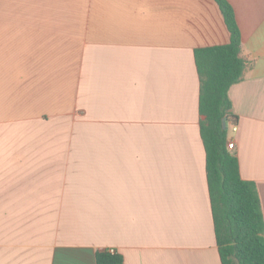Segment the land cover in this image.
Returning <instances> with one entry per match:
<instances>
[{
	"label": "crops",
	"instance_id": "obj_1",
	"mask_svg": "<svg viewBox=\"0 0 264 264\" xmlns=\"http://www.w3.org/2000/svg\"><path fill=\"white\" fill-rule=\"evenodd\" d=\"M227 1L228 134L264 215V0ZM229 41L216 0H0V264H222L195 49Z\"/></svg>",
	"mask_w": 264,
	"mask_h": 264
},
{
	"label": "trees",
	"instance_id": "obj_2",
	"mask_svg": "<svg viewBox=\"0 0 264 264\" xmlns=\"http://www.w3.org/2000/svg\"><path fill=\"white\" fill-rule=\"evenodd\" d=\"M230 31L226 44L195 49L200 78L201 137L216 241L222 264H264V215L257 185L241 176L239 159L228 147L232 114L230 87L241 80L246 62L233 7L216 0ZM226 122V127H224ZM97 264H124L123 255L108 249L97 253Z\"/></svg>",
	"mask_w": 264,
	"mask_h": 264
},
{
	"label": "built area",
	"instance_id": "obj_3",
	"mask_svg": "<svg viewBox=\"0 0 264 264\" xmlns=\"http://www.w3.org/2000/svg\"><path fill=\"white\" fill-rule=\"evenodd\" d=\"M234 129H236V128H234ZM228 147L231 149V150H234L235 149V143L231 140V141H228ZM109 251H111V252H115L116 250L115 249H113V248H110V249H108Z\"/></svg>",
	"mask_w": 264,
	"mask_h": 264
},
{
	"label": "water",
	"instance_id": "obj_4",
	"mask_svg": "<svg viewBox=\"0 0 264 264\" xmlns=\"http://www.w3.org/2000/svg\"><path fill=\"white\" fill-rule=\"evenodd\" d=\"M224 127H226V122H224Z\"/></svg>",
	"mask_w": 264,
	"mask_h": 264
},
{
	"label": "rangeland",
	"instance_id": "obj_5",
	"mask_svg": "<svg viewBox=\"0 0 264 264\" xmlns=\"http://www.w3.org/2000/svg\"><path fill=\"white\" fill-rule=\"evenodd\" d=\"M229 141H231V139L229 138Z\"/></svg>",
	"mask_w": 264,
	"mask_h": 264
}]
</instances>
